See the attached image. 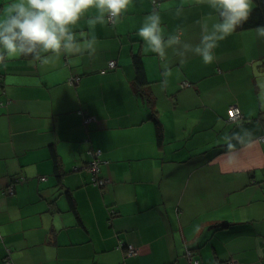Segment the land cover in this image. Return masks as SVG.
<instances>
[{"label": "crops", "instance_id": "1", "mask_svg": "<svg viewBox=\"0 0 264 264\" xmlns=\"http://www.w3.org/2000/svg\"><path fill=\"white\" fill-rule=\"evenodd\" d=\"M152 1L98 24L94 54L0 65V264H192L187 249L199 264H264V37L236 30L211 64L169 50L165 68L136 35ZM155 1L166 37L196 45L204 19L215 20L203 0ZM92 15L74 30L87 33ZM109 60L116 67L99 73ZM245 131L251 139L229 150L225 137ZM90 149L105 187L84 169Z\"/></svg>", "mask_w": 264, "mask_h": 264}, {"label": "clouds", "instance_id": "2", "mask_svg": "<svg viewBox=\"0 0 264 264\" xmlns=\"http://www.w3.org/2000/svg\"><path fill=\"white\" fill-rule=\"evenodd\" d=\"M215 12V20L209 26L208 16L201 24V38L196 45L186 43L179 34L165 36L161 16L154 6L143 18L136 35L144 42L146 52L154 53L167 68L169 50L179 57L189 53L199 56L205 64L215 60L214 50L218 42L242 27L253 10V0H203ZM132 0H10L6 9L0 10V65L11 59L30 58V62L47 66L62 56L94 54L98 24L118 23L126 14ZM155 5V0H153ZM95 15L87 17L88 31L77 33L74 29L90 10ZM182 8L176 9L179 16ZM258 37H264V26L256 28ZM82 38V39H81ZM166 83V81L164 82ZM251 133H232L225 137L227 148L232 141L245 143ZM262 239L256 240V255L264 258Z\"/></svg>", "mask_w": 264, "mask_h": 264}, {"label": "built area", "instance_id": "3", "mask_svg": "<svg viewBox=\"0 0 264 264\" xmlns=\"http://www.w3.org/2000/svg\"><path fill=\"white\" fill-rule=\"evenodd\" d=\"M152 3H153V1H152ZM154 6H158V3L156 1H155ZM115 66H116V61L115 60H109L106 64V68L100 70L99 73H105L108 70H112L115 68ZM78 80H79V77H71L67 80V83L69 85H75V84H77ZM77 113L81 114V111H78ZM227 115H228V119L232 122H234V121H236L242 117L241 112L239 111V109L236 106H231L227 111ZM94 120L95 119L93 117L88 116V117L84 118L83 122L85 124H88ZM87 153L91 157V159L85 165L84 169L86 170L87 173H89L91 175V184L93 186L99 187V188L105 187L108 184V180H106L104 178H100L98 176L99 165H100L99 155L101 154L100 150L90 149L87 151ZM8 192H10V193L12 192V187H9ZM0 241H1V235H0ZM127 253H128V255H134L136 253V251L132 246H127ZM185 256L188 258L189 261H192V253L190 251H188V249L186 250ZM7 263H10L9 260H7ZM192 264H196V263H193V261H192ZM226 264H237V263L231 262V263H226Z\"/></svg>", "mask_w": 264, "mask_h": 264}, {"label": "trees", "instance_id": "4", "mask_svg": "<svg viewBox=\"0 0 264 264\" xmlns=\"http://www.w3.org/2000/svg\"><path fill=\"white\" fill-rule=\"evenodd\" d=\"M253 10L250 14V17L246 23L242 25V27L238 28L237 30H242V29H248V28H255L258 26H264V0H253ZM131 63L134 69V74H135V81L138 84H143L145 81V76H144V68H143V63L140 55L133 54L131 57ZM116 67V66H115ZM80 111V110H79ZM81 117L82 120L84 118L90 116L86 112L81 111V114H78ZM92 117V116H91ZM154 123L156 126V134L158 140L160 139V131L159 128L160 124L158 120L154 117ZM56 167V165H55Z\"/></svg>", "mask_w": 264, "mask_h": 264}, {"label": "bare ground", "instance_id": "5", "mask_svg": "<svg viewBox=\"0 0 264 264\" xmlns=\"http://www.w3.org/2000/svg\"><path fill=\"white\" fill-rule=\"evenodd\" d=\"M192 261H193V263L199 264V260L196 259V258H192ZM192 261H191V262H192ZM231 262H235V263L239 264L237 261L232 260V259H229V260L225 261L224 263L226 264V263H231ZM224 263H223V264H224Z\"/></svg>", "mask_w": 264, "mask_h": 264}]
</instances>
